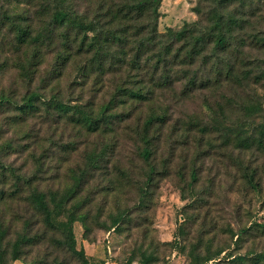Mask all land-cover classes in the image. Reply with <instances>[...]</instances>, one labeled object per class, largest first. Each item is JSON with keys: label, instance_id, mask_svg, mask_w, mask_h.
<instances>
[{"label": "rangeland", "instance_id": "374dc122", "mask_svg": "<svg viewBox=\"0 0 264 264\" xmlns=\"http://www.w3.org/2000/svg\"><path fill=\"white\" fill-rule=\"evenodd\" d=\"M257 1L263 19L264 0ZM197 2L163 0L159 30L192 22L197 18L193 11ZM41 4V0H0V14L8 11L14 18L31 23L34 35L39 36ZM14 33L8 23L0 24V95L6 92L13 100L0 102V191L4 193L0 197V225L7 229L4 244L10 250L18 236L33 240L24 245L21 258L5 264H81L76 254L59 244L60 231L47 230L42 216L32 212L26 200L28 192L17 188L15 182L19 176H39L40 168L42 190L61 191L83 173L86 156L91 153L98 154L100 161L97 168L88 171L86 185L80 190L86 202L80 212H87L89 229L79 220L71 228L77 248L84 250L91 264H125L133 257L132 264H142L138 261L140 250L155 247L157 264H187L185 251L198 243L202 251L208 246L214 250L227 247L212 260H221V264L230 263L238 254L250 259L264 253V151L258 145L242 150L235 147L240 133L248 136L254 132L261 137L264 79L255 87L263 110L251 118L240 109L246 95L237 97L228 87L197 89L190 97L168 94L157 102L167 120L154 130L168 133V137L161 140L157 172L149 185L148 167L139 161L130 138L132 126L141 123L146 114L131 106L120 108L99 135L82 127L77 116L45 109L39 113V102L37 109L22 110V97L39 90V78L31 83L21 79L6 61L15 51L11 47ZM45 51L54 52L53 48ZM260 57V67L257 63L249 66L258 74L264 72V52ZM75 77L73 72L69 82L61 79L62 99L74 104L83 92L81 101L94 100L97 111L107 97L104 89L98 85H86L85 91L79 85L71 88ZM124 109L134 114L118 118ZM244 166L255 170L258 187L248 183ZM194 168L196 180L191 176ZM142 188L147 191L144 196ZM120 212H127L120 228L110 227ZM244 228L248 231L242 233ZM257 264H264V259Z\"/></svg>", "mask_w": 264, "mask_h": 264}, {"label": "trees", "instance_id": "16d2710c", "mask_svg": "<svg viewBox=\"0 0 264 264\" xmlns=\"http://www.w3.org/2000/svg\"><path fill=\"white\" fill-rule=\"evenodd\" d=\"M41 1L39 36L34 35L31 23L14 18L8 11L0 14L1 26L8 23L15 32L11 40L15 51L6 56V61H10L21 79L31 83L39 78V90L28 91L22 97V110L37 109L39 102V113L45 109L77 116L82 127L99 135L104 132L101 127L118 115L114 112L120 108L131 106L146 114L141 123L132 126L130 138L139 161L148 167L146 182L149 185L157 172L161 140L168 137V133L154 130L156 125L167 120L157 102L166 99L168 94L177 98L190 97L197 89L219 91L228 87L237 97L246 95L240 106L246 118L263 110V104L256 99L255 87L263 81L264 72L258 74L249 67L255 63L260 67V54L264 52V17L261 19L257 0H198L193 7L196 19L180 28L170 26L163 32L159 30L163 0ZM225 18L227 24L223 23ZM45 48H53L54 52L45 51ZM73 72L76 77L74 83L71 81V88L79 85L85 91L86 85H98L104 89L107 97L97 111L93 108L94 100L81 101L83 92L77 103L62 99L61 79L69 82ZM95 94L98 93L95 91ZM0 102L6 104L13 100L2 92ZM133 114L124 109L118 118L124 120V116L130 118ZM260 133L261 137L254 132L248 136L237 133L235 147L242 150L258 145L264 151V129ZM90 155L86 156L83 173L75 176L73 184L61 191L42 190L40 168L39 176H19L21 179L15 182L17 188H25L28 192L26 200L32 212L42 216L47 230L60 231L59 244L76 254L81 264L91 263L84 250L77 248L71 228L79 220L89 229L87 212H80L86 203L81 199L80 190L86 185L84 179L88 171L97 168L100 161L98 154ZM243 169L248 183L258 187L255 170L245 166ZM191 176L196 180L195 168ZM142 192L143 196L147 194L144 188ZM3 196L0 191V197ZM126 215L127 212L118 213L112 218L110 227L119 229ZM246 231L248 229L244 228L241 232ZM6 234L7 229L0 225V264L21 258L24 245L33 240L26 235L18 236L10 250L4 244ZM226 248L214 250L208 246L202 251L198 243L188 252L183 250L188 257L187 264H221V260H212ZM156 250L157 247L141 249L138 261L157 264ZM135 259H128L125 264H132ZM262 259L264 253L250 259L246 254H238L227 264L249 261L257 264Z\"/></svg>", "mask_w": 264, "mask_h": 264}]
</instances>
